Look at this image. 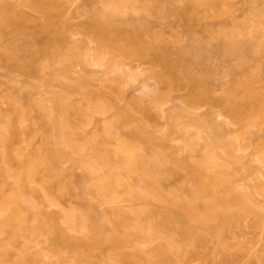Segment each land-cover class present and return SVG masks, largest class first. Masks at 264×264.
Here are the masks:
<instances>
[{
	"label": "bare ground",
	"instance_id": "bare-ground-1",
	"mask_svg": "<svg viewBox=\"0 0 264 264\" xmlns=\"http://www.w3.org/2000/svg\"><path fill=\"white\" fill-rule=\"evenodd\" d=\"M9 1L0 0V40L5 41V38H11L16 33L27 34L26 38L37 45V53L51 60L54 59L53 61L61 62L60 71L56 74L70 75L72 67L76 65L75 62L80 61H78L79 56H75L79 45L71 44L69 47L68 33L71 31H68V28L70 27L65 20L61 21V19L59 23L54 21V17H60L63 14L60 6L57 7V0H37V3L34 0L41 13L40 18L34 21V29L28 26L27 15L18 9L19 3L16 5L17 3ZM93 1V4L90 0L87 4L91 3L92 8L100 6L98 0ZM176 1L100 0L102 4L100 8H93L92 11L90 8L95 18V26L99 31L101 30V34L103 32L105 34L98 38V42L104 50L118 52V55L128 58L142 57L152 53L151 63L161 64L164 67L163 71L165 70L161 72L162 74L159 72L155 74L156 71H153V76L158 77L161 82L165 81L168 87L172 75L174 76L173 72L178 70L179 76H182V87L189 90L183 98L185 106L181 109H184V112L198 107L201 103H210L212 90L209 87L214 78L216 81L219 73L234 74V79L227 81L222 88L226 95L224 101L226 104L227 101L229 103L225 106L223 114L232 118L231 121L234 125L237 124V127L228 134L225 126L213 121L214 116L210 115L209 120H204L205 117L203 119L193 117L187 124L185 122L182 124L178 120L181 114L177 115L180 112H175L178 121L174 119V114H170L171 117L168 116L171 118L168 122L169 132L171 129L169 134H173L174 129L176 132L180 131L184 147L180 146L188 153L201 151L198 140L202 138L201 133L207 130L210 142L205 144L204 152L200 153L201 157L210 158L207 160L209 165L205 163L206 161H200L194 165L189 163L187 157V159L183 156L174 158L176 156L168 152L167 147L170 141L168 143L164 141L166 137L163 139L158 136L157 139H161L157 142L155 132L149 131L148 138L144 136L143 132L147 131H143L145 128L143 125L140 126L132 109L120 107L116 103L119 93L126 91L127 73L125 71L118 73V70L114 72L111 70L115 76L111 77L112 82L108 84L110 90H107L108 85L101 89L92 88V84L88 83H92L95 77H88L89 79L86 78V80L84 77V79L81 78L83 80L80 79V82L84 81L82 83L88 84V86L83 84L84 87L81 83L82 88L79 89L82 90V92L79 91L82 93L80 94L81 103L74 101L71 86L58 89L47 88L54 82H51L52 79H56L52 77L53 73L39 84H30L32 87H38L40 92L42 90L45 92H42V97L40 96L39 99L33 97L29 89L26 92L28 85L23 89L8 86L9 88L5 89L6 93H1L3 91L0 88V97L7 99L10 105L8 115L10 121L15 119V123H18L16 127L19 126V122L25 121L31 122L30 124L33 122L32 125H35L36 112L44 120L40 119L43 121L42 124H45L41 145L36 150H28V147L21 145L15 148L13 143L21 140L18 134L20 127L16 129L15 124L9 122L4 126L0 124V143L3 144V150L7 156L4 169L6 171L3 170V173L0 170V234L6 237L3 236L6 240L1 239L2 242H0V259L9 253L7 244L15 243L18 237L22 236L24 242L20 248V256L18 255L19 258L14 264H190L191 260L195 262L198 260L197 264H257L260 262V256L256 257L259 254L252 253V250L245 245L246 242L243 243L244 240H241L242 244L239 243L240 240L237 245L230 244L237 242L234 241L233 236L235 237L234 233L240 235L238 231L241 232V228L239 229L240 226L237 227V225H240L241 220H244L243 224L247 223L246 225L251 223V228L255 227V231L258 228L264 235V207L261 209V205L259 207L258 203L253 202L250 197H253L252 191H255L254 193L264 191V171L263 173L255 171L260 167H253V169L252 166L245 164L249 174L251 176L256 174L257 178L254 179L255 183H249L251 190L248 189L244 193L237 192L227 177L232 174L234 176L236 165L242 162L240 158L237 156L241 162L238 160L239 162L233 165V159L236 157H231L232 163L229 164H232V167L229 170V164L227 168L224 162L223 164L214 163L211 161L213 157L210 156L218 157V153L211 152L220 144L227 152H233L235 148L244 149L246 141H249V144L254 141V139L251 140L252 128L257 127L260 132L252 144V151L264 163V90L261 92L256 86V83H263L264 89V0H253L249 8L247 7L248 11L241 18L235 14L236 5L232 0H178L177 3L181 5H178ZM124 7L131 10L133 14L132 18L129 14V17L125 19L127 22L131 21L132 30H129V33L122 32V26L114 24L111 19L112 14L115 15V12L118 13ZM212 10L226 16L227 20L213 25L208 39L200 42L192 32L198 25L205 26L206 19ZM173 13L182 14L179 16L182 20L179 21L178 26L179 33L183 35L185 33L186 37L185 35L183 37L186 42L183 44L184 39L178 40L180 46L177 43L176 50L171 51L169 46L167 47L169 44L164 32L162 34L163 30L156 31L149 23L148 17L155 14L165 19L171 14L174 15ZM121 34L124 36L127 34L126 37L129 35L128 41H121ZM1 41L0 52L6 53V55L3 53V58L8 60V57L12 56L11 60H14L18 57L14 54L15 50L13 53L14 44L11 46V42L2 43ZM4 43L6 45L8 43L10 49ZM8 52L13 54L7 56ZM99 52L98 48L97 53ZM20 58L22 56L18 57L20 62L16 65L24 71L29 69L24 64L25 60ZM211 59H218L216 63L218 65L213 66L209 63ZM44 68L45 65L41 69L44 70ZM25 73H28V70ZM88 80L91 81L88 82ZM156 89L152 91V95L150 94L151 98L141 97L140 103L137 104L140 106L145 103L139 108L142 110L147 108L146 112L151 111L153 115L159 116L162 110L161 105L168 99L169 93ZM167 90L170 91V88ZM107 91L108 93L116 92V98L107 94ZM238 97L241 98L238 99ZM214 100L216 102L211 100L212 104L209 105L214 106L221 101L218 99L217 102L215 98ZM110 110H114L115 113L112 114V119L105 116L106 120L102 121L103 123L101 120L98 123L97 120L96 129L90 132L88 127L96 117L98 119L103 114L108 115ZM152 111H155V114ZM211 113L213 112L208 114ZM179 123L181 124L178 127L176 124ZM10 125H13V128ZM121 126L127 130L122 129V131ZM34 133L38 134L37 131ZM138 137L140 140L143 138L147 140L146 142H150L147 146L152 147L151 151L147 153L143 151L142 147H147L146 143L144 145L139 143ZM31 144L30 141L29 145ZM64 145L68 146V149L63 147ZM182 147H179V150H184ZM209 149L212 151L208 152ZM144 152L148 156L152 155L147 157ZM61 159H67L73 165L83 169L84 173L78 176L83 189L80 190L81 193L78 192L81 196L74 192L78 198L83 199L79 203L83 202L77 208L47 212L44 206H59L76 188L75 181L69 178L70 172L61 168ZM176 159L177 163L188 170L193 177L191 179L194 180V185L187 188L189 194H186L188 190L183 192L181 189L172 193L169 191L171 194L168 195V192L166 193L163 189V172L170 168L167 163L173 160L176 164ZM209 160L214 165L210 164ZM183 193L186 196H183ZM98 203L105 204L108 208L106 206L99 209ZM235 228L238 230L236 231ZM40 232L46 234L47 239L46 247L44 246L45 248L41 250L44 253L45 250L50 252L49 254L56 258L54 262L52 260L46 262L44 258L46 253L44 254L43 251L38 250L30 254V248L27 249L28 244L38 238L37 235H40ZM212 244L214 245L211 246ZM247 245L252 249L254 244ZM200 247H204L207 251ZM211 248L213 249L210 250ZM201 250L203 252H200ZM254 251L257 252V249ZM243 259L246 262H243Z\"/></svg>",
	"mask_w": 264,
	"mask_h": 264
},
{
	"label": "rangeland",
	"instance_id": "rangeland-1",
	"mask_svg": "<svg viewBox=\"0 0 264 264\" xmlns=\"http://www.w3.org/2000/svg\"><path fill=\"white\" fill-rule=\"evenodd\" d=\"M10 1L13 2V3H17L16 5H18V3H19V5H18L19 8L18 9L23 14L27 15L26 17H28L27 20L29 22L28 26H31V28L34 29V21H35V19L40 18V16H41V13L38 11V9L36 7L37 0H35L36 3L34 2V0H10ZM85 1H87V2L85 3ZM91 1H92V4H93L94 1L90 0V2ZM99 1L100 0H98V3H99L98 5H100V6H96V7H93V8H98V7L100 8L102 6V4H100ZM252 1L253 0H232V2H234L235 5H236L235 6V9H236L235 10V14L237 15L238 18H241V17H243L246 14V12L248 11L247 7L249 8V4L252 3ZM59 2H61V3H59ZM88 2H89V0H61V1L57 0V3H58L57 7L60 6L59 8H60V10L62 11L63 14L60 15V12H59L60 17L59 16L54 17L55 18L54 21L55 22H58V21L60 22L61 19H62L61 21L65 20L67 22V25L70 27V28H68L69 29L68 31H71V33H68L70 35L69 36L70 39H68L69 42H70V44H69L70 46L68 45L69 47H71V44L79 45L78 46L79 49L77 47V49H78V51L76 53L77 55H75L77 57L79 56V59L76 58V57L75 58L78 59V61L80 60L79 61L80 63L79 62H77V63L75 62L76 65L72 64L74 66L73 67L71 66L72 67V71L70 72V75H68L69 77L65 76V75L64 76L60 75L62 73L56 74L57 72L60 71V69H59V68H61L60 66H62L61 62L59 60L58 61H53L54 59L51 60L50 58L46 57L45 55L37 53V51H36L37 50V45L35 43H31L33 41L28 40V38H26L27 34L24 35V33L23 34L22 33H18V34L16 33V35H14L13 37L10 36L11 38L7 37V38H5V41H1V40L0 41L2 43L3 42H5V43L6 42H11L12 43L11 46H13V44H14L15 49L12 47L13 48V53H14V50H15L17 52V53L16 52L14 53L16 56H18V57L22 56V58L26 62L25 63L23 61L24 64H26L29 67V69H25V71H24L23 69L18 67L19 65H16V64H19V62H20L18 57H16V58L14 57L15 61L11 60L12 56L8 57V60H7V58L6 59L3 58V53L4 52H0V88L3 91L1 93H6L5 89H8L10 86L12 88L20 87V88L23 89L24 87H26L28 85L29 88L26 87L27 88L26 92H28V89H29V92L31 93V95L33 97H35V98L38 97V99H39V97L42 95V92H44V91L42 90V92H40L38 87H32V85H30V84H34V83H38L39 84V82H41L44 79H47L49 76H51L50 74L53 73L52 77L53 78L56 77V79H52L51 82H53V81L54 82L52 84H50V85L48 84L49 87L47 86V88L48 89L49 88L50 89H58L59 87L63 88V86H64V88L65 87L68 88L69 86H71L70 88L73 87L72 91H73L74 101L75 102L77 101L78 103H81L80 100H82V97H81L82 93H80V92H82V90H79V89L82 88L81 83L84 82V81L80 82L81 78L84 77L85 80H86V78H88V77H90V78L91 77H95L96 79H94V80L92 79L93 80L92 83H88V84H90V85L92 84L91 85L92 88H96V89L100 88L101 89L102 87L104 88L105 85L107 87L108 84L109 85L111 84V82H112L111 77L113 78V76H115L114 73H113L114 70H118V73L119 72L123 73L125 71V73H127L126 80H125L126 81V88H125L126 91H123V93H121V94L119 93V95L117 97V101L116 100L115 101H116V103H118V105L120 107H125V108L128 107L129 109L130 108L132 109L133 114L135 113V115H136L135 117H137L136 120L138 119L139 122H140L139 123L140 126L143 125V127L145 128L143 131H145V130L147 131V132H143V134H145L144 136H146L148 138L149 135H150V133H148L149 131L150 132L152 131L153 133L155 132V137H156V141L157 142H160V139L162 137H163V139L166 137V139H164V141H166L167 143L170 141L169 145H171V147H169V145L167 144L168 145L167 148H168V152H171V153H173L174 156H176L174 158H178V157L181 158L183 156L185 158L186 157L188 158L190 164H194L195 165V164H197L200 161H206L205 163L209 165V162L207 160L210 159V158L206 156L208 154L205 155L207 158H205L204 156L201 157L202 156L201 155V153H202L201 151L204 152V148L206 147L205 144H208L210 142V141H208L209 140V136H208V133H206L207 130H206V132H202L201 133L202 134V138L201 139L199 138V140H198L199 143L201 144V148L199 146H197V147H199L201 151H199V152H197V151L195 152L194 151V152L188 153V151H185V149L183 148L184 144L182 145V143H184V141H182L183 140V136H180V135H182V133L180 131L178 132V130L176 132L175 129H174V130H172L173 134H171V135L169 134L171 132V129H170V132L168 130V128H169L168 127L169 126L168 122H170V119H171L170 118L171 117L170 114H172V115L174 114L173 116H174V119H175L177 117V116L175 117V114H176L175 112H180L179 114L177 113V115L181 114V116L178 118V120L180 122H182V124H185V123L187 124L189 122V119L193 118V117L200 118V119H203L205 117L204 120L205 119L209 120V118H211V116L212 117L214 116L213 117V121L215 120L220 125L225 126V128H226L225 131L227 130V133L229 134V131H232L234 128L237 127V124L234 125V123L231 121L232 118L230 119V117H228L227 115L223 114V110H225V106L226 105L228 106L229 103L227 101V104H226L225 101H224V98H226L224 96H226V95L224 94L225 91L222 88H223V85L224 86L226 85L225 83L227 81L229 82V80H231L232 78L234 79V77H233L234 74L229 73V75L228 74H226V75L223 74L222 75L221 73H219L220 75L217 74L219 76H217L218 78H216V81L214 80L215 79L214 78L212 80L213 82L212 83L210 82L211 83L210 84L211 87H209V89L211 88L212 95H211V99L209 101H210V103H211V100L216 102L214 100V98H215L217 100V102H218V99H219L221 101L218 102L219 104L217 103L218 105L215 104L213 106V105H209L210 103L208 104V103L204 102L203 104L201 103V105H199L198 107L193 108L190 111L187 110V112H184L185 110L181 109V108H183V106H185V105H183V102H184L183 98H184L185 94H188L189 90L187 88L185 89L184 86L182 87V85H183V84L181 85V81H182L181 77L182 76H179L180 73L178 72V70L174 69V70H177V71H175V73H176L175 74L173 72L174 70L172 69L173 71H171V72H173L174 76L172 75L173 78L171 77V79L169 81L170 85L168 87V85H166V83H164L165 81L161 82L158 79V77L153 76L154 75L153 71H156L155 74H158L157 72H159V74H160L161 72H164L165 70L163 71L164 67L161 64L157 63L159 65H155V63L154 64L151 63L152 61L150 60V57L152 56V53L151 54H145L143 56H142V54H144V53H142L141 54L142 57L138 56L139 58L137 56H136L137 58H130V57L128 58L126 56L124 57L123 55L122 56L118 55L119 54L118 52H117L118 53L117 54L116 52H109L108 50H104V47L101 46V44L98 42V38H100L102 35L104 36L105 34H104V32H103V34H101L102 33L101 30L99 31L97 29V26H95V23H94L95 22V18L93 16L92 12H91L93 8H92V6H90L91 3L89 5L87 4ZM96 2L97 1H95V3ZM177 2H178V0L176 1V3ZM179 4L181 5V3H179ZM182 4H185V3H182ZM127 7H129V6H127ZM90 8H91V11H90ZM125 8L126 7H124V9L121 8L122 10L120 9L118 13L115 12L114 13L115 15L112 14L111 19H112V22L114 24H117L118 26L119 25L122 26V28H123L122 32L125 31L127 33L129 30L130 31L132 30V26L130 24L131 21L127 22L125 19H127L129 17V14H130V16L132 18L133 14L131 13V10H129L127 8L125 9ZM173 14L174 15L171 14L170 17H166L165 19L163 17L160 18L159 15H155V14L154 15L153 14L149 15V17H148L149 23H151V26L156 31L158 29H161V31L163 30L162 34L164 32V34H165V36L167 38L166 40H168V44H169V45H167V47L169 46L171 51L172 50H176V48H177L176 46H178L180 44V43H178V40L179 41H180V39L183 40L184 39L183 36L185 35V33H184V35L179 33L178 23H179L180 20H182V19H180L179 16H182V14L181 13H173ZM225 19L227 20L226 16L219 15L215 10H212L210 12L209 17L206 19L205 26L201 27L200 25H198L196 27V30H194L192 32V34H195V37L198 39V41L200 40V42H201V40H203V41L205 39L207 40L208 36H209V31H211L210 28L213 25H215V24L225 22L226 21ZM180 25L182 26V24H180ZM184 28H185V26H184ZM184 28H181V29L184 30ZM154 29H152V30H154ZM12 33H14V32H12ZM112 35H114V33ZM126 35L127 34H125V36L122 35L120 37L121 41L122 40L128 41L129 35H128V37H126ZM185 37H186V35H185ZM184 40L182 41L183 44L186 42V39H184ZM5 43H4V45L7 46L8 43H7V45ZM177 43H178V45H176ZM4 45L2 44L1 46L3 47ZM74 45H72V47H74ZM8 48H9V45H8ZM98 48L100 49V52H99V53H101L100 55H99V53H97L98 52ZM0 49L2 50V48H0ZM64 50H65V48H64ZM5 52H6V50H5ZM65 52H67V51H65ZM141 52H143V51H141ZM13 53L12 52H8L7 56H10V54H13ZM147 53H149V52H147ZM4 55H6V53H4ZM22 58H20V59H22ZM217 60L218 59H211V61H209V63H211L214 66L216 63H218ZM219 64H220V62H219ZM41 65H42V67H44V65H45L44 70L41 69L42 68ZM216 65H218V64H216ZM27 70H28V73H25V72H27ZM111 70H113V72ZM115 74H117V73H115ZM54 75H56V76H54ZM83 79H81V80H83ZM235 79H237V78H235ZM89 81H91V80H88V82ZM47 82H50V81L47 80ZM83 84H86L88 86L87 83H82V85ZM256 84L255 85L257 86V89L261 90V92H262V90H264L263 89V83L259 82V83H256ZM109 85H108V87H109ZM83 86L85 87V85H83ZM156 88L158 89V91L164 90L162 92H168L169 93L168 94L169 97L167 96L168 99L166 101H164L162 103V105H161V109L162 110H161V113H160V110H159V113H160L159 116L158 115H153L151 113V111H149L150 112V114H149V112H146L147 108L144 109L145 111L142 110L141 108H139L140 106H143L145 104L143 102H141V104L143 103V105L138 106V104L140 103L139 102L140 99H142V98L146 99L145 96H149L151 98V95L153 94L152 91L155 90ZM167 88H170V91H168L169 89L167 90ZM107 90H110V87ZM209 92H210V90H209ZM23 93H25V92H23ZM44 93H43V96H44ZM107 94H109L110 96H113L114 99L116 98V95H117V93L114 92V91L113 92L111 91L110 93H108V91H107ZM48 95L49 94H47V98H49ZM25 97H27V95ZM33 97H32V99H34ZM240 98L238 97V99H240ZM234 100H235V98H234ZM28 101H29V98L27 99V102ZM9 106L10 105H9L7 99L4 98V97H0V124H2V126H4V124L9 122L10 124L14 123L15 124L14 128H16V129H18L17 127H20L19 128L20 132L18 134H20V139L21 140H19V142H17L14 139L16 142H14V143L12 142L13 146L16 148V147H19L21 145V146L28 147V150H30V149L31 150L32 149L36 150V148H38L41 145L42 131H44V128H45V124L44 125L42 124V122L44 120L41 118L40 115H38V112H36L34 114V116L37 115L36 116V120L37 121H35L36 122L35 125H32L33 122H32V124H30L31 122L29 123V122L25 121L23 123L19 122V126L16 127V124L18 125V123H15V119L13 121L12 120L10 121V117L8 115ZM211 106H213V107H211ZM36 110H37V108H36ZM211 111L213 113L208 114ZM34 112H35V110H34ZM109 112H108L109 113L108 115H105V114H103L101 116L98 115L100 119L99 118L97 119V117H96V119L94 120L95 122L93 121L92 124L89 125L88 130L91 132L94 129H96L95 128V123H96V126H97V124L99 123L100 120L102 122V121L106 120V118L110 119L112 117V114L114 113V110L113 111L110 110ZM152 112L155 114V111H152ZM207 115H209V116L211 115V116L210 117L208 116V118H206ZM34 116H33V118H34ZM105 116H106V118H105ZM168 116H170V117H168ZM11 119H12V117H11ZM40 119H42L43 121L40 120ZM97 120H98V123L96 122ZM176 120H177V118H176ZM180 124L181 123L176 124V125L179 127ZM207 124L208 123H206V125ZM12 126L10 125L11 128H13ZM120 128H121V130L122 129L123 130H127L124 126L123 127L121 126ZM129 128L130 127L128 126V129ZM115 129L118 130V128H115ZM193 129L194 128H192V130ZM140 130L142 131V129H140ZM9 131L12 132V130H9ZM35 131L38 132V134L36 133L37 135L34 133ZM39 132H41V133H39ZM259 132L260 131H259V129L257 127H253L252 128V133H251L253 137L252 136H251L252 138L250 137L251 140L254 139V141H255L256 138L259 135ZM8 133H9V136H10L11 135L10 132H8ZM123 133L125 134L126 132H123ZM158 136L161 137V138L157 139ZM226 136H229V135L226 134ZM226 138L227 137H225V139ZM30 141L32 143L31 145H29ZM137 141H139V143L141 142L142 145H144L146 143L145 144L146 146L148 145V143L150 144L149 141L146 142L147 140L145 141V139H143V138L140 140L139 137H138ZM254 141L251 142V144H249V141H246L244 149L235 148L233 150V152L232 151H228V152L224 151L223 147H221L223 145H221V144L219 146L215 147L213 149V152H211L212 151L211 149H209L210 151L208 150V152H211L213 154L214 153H218V155H217L218 157H216V155L210 156V157H213V159H214V160L211 159V161H213L214 163L221 162L220 164H223V162H224V163L227 164V166L224 165L227 168H228V164L232 163V158H234V157H236L237 159L236 158L233 159V163H232L233 165L237 164L240 160L242 161V162L240 161L241 163L237 164L235 169H234V176L235 177L233 176V174L232 175L230 174L231 176L228 175L229 177H227L228 180L231 182L233 188L237 192L242 191L244 193V191L250 189L249 183L253 184L254 179L257 178L256 174L252 175V176L249 174V169H246L245 164H246V166L247 165H249L250 167L252 166V168L253 167L259 168L260 167L261 170L259 169V170H255V171H261V173H263L262 171H264V165H263L264 163H262L253 154V151H252L253 150V145L252 144L254 143ZM247 143H248V145H247ZM200 144H198V145H200ZM180 145H182L183 147L180 146ZM63 147H66V146L64 145ZM173 147H175V149ZM179 147L180 148L182 147L184 150H181V149L179 150ZM66 148L68 149V146ZM142 148H144L143 151H145L147 153L152 147L148 148V146H147V147H142ZM145 148H147V150ZM3 149H4V146H3L2 143H0V170H2V172L6 168V163H7V160H6L7 156H6L5 151ZM207 149H205V150L207 151ZM214 150L216 152H214ZM231 152H232V155H230ZM146 153H145V155L147 157L152 155V154H149V156H148ZM150 153H152V152H150ZM209 155H211V154H209ZM237 156L240 158V160L238 159ZM216 159L218 161H216ZM5 161H6V163H5ZM175 161H176V164L173 163L174 162L173 160L171 162L167 163V165L170 166V168H168V169L166 168L167 170H164V172H163V175H164V176L162 175L163 176V179H162L163 189L166 191V193L168 192V195H169L170 192L172 193V192H174L176 190H181V189H183L182 190L183 192H186L188 190L186 192V194H189L188 193L189 189H187V188L192 186V184L194 185V180H192L193 177L189 174L190 172L188 170L182 168L177 163V159ZM235 161H236V163H234ZM60 163H61V168L63 167V169H66V171L68 170L70 172L69 178L71 177V179L74 180L75 183H76V185L74 184V186L76 187L75 191L72 188L73 191H71V192H73V193L77 192V194L79 196H81L80 193L82 191H80V190L82 188H81V185H80L81 183H80V181L78 179V176L81 175L82 173H84L83 169L80 168V167H77L76 165H73V163L71 161H67V159H61ZM210 164H213V163L211 162ZM232 164H229V168H228L229 170L232 167ZM167 165H166V167H167ZM4 171H6V170H4ZM251 171H253V170H251ZM256 173H258V172H256ZM259 174H260V172H259ZM254 176H256V177L254 178ZM191 177H192V179H191ZM252 190H254V189L252 188ZM78 192H80V193H78ZM254 192L255 191H252L253 197L252 196H250V197H251L253 202L255 201L256 203H258L259 207L261 205V209H262V207H264V191H261L260 193H257V192L254 193ZM74 194L72 196L71 195H67L66 196L67 199H65V200L63 199L64 201L62 200L63 202L60 203L59 206L47 205V206H44V207L46 208L47 212H57L60 209H64V208L68 209V208H71V207L77 208L79 204L82 205L81 203L83 201L81 203H79L82 198H78L77 194H75V195ZM164 194H165V192H164ZM68 196H70V197H68ZM183 196H186V195H184V193H183ZM98 204L99 205H98L97 208H99V209L106 208V206H107V205L101 204V203H98ZM125 206H127V205H125ZM107 208H108V206H107ZM32 222H33V220H32ZM31 223H29V224H31ZM243 223H244V220H241L240 225L239 224L237 225V227L240 226L239 229L241 228V232L238 231V234H240V235H237V233H234L235 237L233 236L234 241H237V242H233L234 244L231 243L230 242L231 239H232L231 236H230V241H228V242L231 243L230 245H237L238 240H240L239 243H241L244 240L243 243L245 244V242H246L245 245L247 247H249L248 248L249 250H252V253L254 252L256 255L259 254L258 256H256V257L260 256L259 257V261L260 262L257 263V264H260V263L263 264V262H264V259H263V257H264V240H263V236L264 235L259 232L258 228H257L256 231L254 230V229H256L255 227L251 228L250 227L252 225L251 223H250L251 225L250 224L246 225L247 224L246 221H245L246 224H243ZM237 230L238 229H236V231ZM260 231H261V229H260ZM40 233H41L40 235H37L38 238L32 240L30 242V244H28L27 249L29 250V248H30V250H31L30 254L31 253L34 254L35 251L37 252L38 250L43 251L41 249L46 247V244H47V243H45V241H47L46 234H43V232H40ZM3 236L4 235L0 234V242H2L1 239H4L5 236L4 237ZM4 240H6V239H4ZM251 241L253 243H251ZM7 242L5 244H7ZM23 242H24V238L22 236H19L15 243H8L7 247L9 248V253L7 255H5L3 259H0V264H14L16 259L19 258L18 255L20 254V248H21V245L23 244ZM248 243H250L252 245L254 244L253 246L251 245L252 249L250 248L249 245H247ZM213 245L214 244H212L211 246H213ZM186 246H187V243H186ZM228 246H229V244H228ZM184 247H185V244H184ZM253 247H255L254 249H257V252L254 251ZM197 248L199 249V247H197ZM197 248H195V249H197ZM202 248H203V250H205L204 247H200V249H202ZM128 249H130V248H128ZM189 249H193V248L189 247ZM212 249L213 248H211L210 250H212ZM203 250H201L200 252H203ZM205 251H207V250H205ZM232 251L234 252L235 250H232ZM43 253H44V251H43ZM45 253H44L45 254V256H44L45 261L48 262L49 260L50 261L52 260L54 262V260L56 258L54 259V257L50 255L51 253L49 252L50 253L49 254L47 250H45ZM251 255H253V254H251ZM244 258H246V257H244ZM260 258H261V260L263 262H261ZM246 260H247V258H246ZM246 260L243 259V262H246ZM197 261L195 262L194 260H191L190 262L192 264H197Z\"/></svg>",
	"mask_w": 264,
	"mask_h": 264
}]
</instances>
